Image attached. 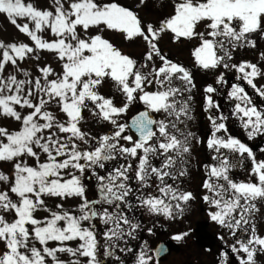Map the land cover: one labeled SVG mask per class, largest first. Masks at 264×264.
<instances>
[{"label":"snow or ice","instance_id":"6c2138e0","mask_svg":"<svg viewBox=\"0 0 264 264\" xmlns=\"http://www.w3.org/2000/svg\"><path fill=\"white\" fill-rule=\"evenodd\" d=\"M173 4L154 24L115 0H50L46 6L0 0V14L28 38L0 40V117L18 124L17 130L0 126V162L13 168L10 175L0 171V264H159L165 249L151 244L153 228H146L148 238L141 235L145 227L136 213L173 221L184 216L197 199L183 186L193 142L211 150V163L202 165L200 195L207 218L222 230L220 240L233 241L230 252H219L218 264L264 260L256 220L264 209V159L227 124L235 118L249 141L264 135V83L256 82L264 81V68L247 59L233 62L239 49L257 48L256 35L264 39V0ZM104 30L144 50L125 53ZM164 34L175 42L196 41V67L213 71L222 65L236 74L230 87L224 72L215 77V85L225 86L229 115L214 98L217 87H202L210 123L203 138L189 127L197 87L192 71L164 53ZM43 52L54 60L42 61ZM259 60L264 63V50ZM24 61L34 71L21 67ZM105 84L112 95L101 92ZM135 103L142 108L121 122ZM84 110L100 128L110 126L107 131L84 130ZM245 159L252 179L237 180L232 170ZM86 178L94 181V198L87 195ZM69 199L74 211L65 207ZM38 211L46 215L38 217ZM188 235L178 232L171 240Z\"/></svg>","mask_w":264,"mask_h":264},{"label":"flooded vegetation","instance_id":"af4514ba","mask_svg":"<svg viewBox=\"0 0 264 264\" xmlns=\"http://www.w3.org/2000/svg\"><path fill=\"white\" fill-rule=\"evenodd\" d=\"M247 51H249L248 56L250 58L255 56V51L253 49L248 48ZM138 55H140L139 52ZM167 56L170 57V55ZM207 72V70L200 68L199 78L201 84H205L207 79L211 78V75L208 76ZM214 72L215 73L213 75L215 76L219 75L220 72L225 73V78L228 81V87H230L231 83L237 82L235 79L236 74L234 70H225L221 65L217 70H214ZM223 98L225 97L221 94L220 98L215 99L218 103L221 102V105L225 104L230 110L231 105L229 102H227V99ZM194 100L198 101V109L193 107L194 118L190 121L189 127L190 130L198 137L203 138L210 132V123L207 120V113L203 112L202 110V98H193V101ZM141 108L142 105L138 103V110ZM229 113H225V115H229ZM216 114L218 115L219 113ZM234 119L235 118L230 117L227 121L229 131L232 134L238 136L242 141L248 143L249 146L253 148L258 160L264 159V153L260 152V149L264 148V137L253 138L251 141H249L247 138H245L246 135L240 132L238 128V121L234 122ZM104 129H106V127L102 129L98 127V131H105ZM210 151L211 150H208L203 144L193 142V150L190 157V176L183 178V186L186 189L191 190L197 196V199L191 203L183 217H178L173 221L165 220L163 217H149L141 212L136 213L137 218L140 219L142 225L145 227V230L141 233L144 238H148L146 228H153V235L151 237V244L153 246H155L159 241H166L170 247V255L172 252H174L176 243L178 245L182 244L183 246V251L179 252L181 255L180 259L176 260V257L169 258V256H165L160 259L159 264H218L219 252L221 250L230 252V248H228L227 245L231 244L233 241L227 236L223 241L219 239L220 234H222V230L218 225L207 218V205L203 204V202L200 200V195L204 191L201 188V182L204 178L202 165L205 162L211 163ZM243 164V167H236L232 170L234 177L237 180L252 179L249 167L250 161L245 159ZM85 180L90 182L87 178ZM261 210L264 212V209ZM262 218L264 219V215L261 217L258 213L256 220L258 221ZM263 219L262 222L264 223ZM262 230L264 231V227ZM183 231H187L189 233V235L184 240L179 242L176 241V243L175 241L171 240V236L173 234ZM192 247L194 248L192 249ZM258 264H264V260H258Z\"/></svg>","mask_w":264,"mask_h":264},{"label":"rangeland","instance_id":"374dc122","mask_svg":"<svg viewBox=\"0 0 264 264\" xmlns=\"http://www.w3.org/2000/svg\"><path fill=\"white\" fill-rule=\"evenodd\" d=\"M48 1L49 0H39L38 4L46 6L48 4ZM159 1L162 2L161 6L159 8H156V6L149 5L148 11H147L144 6L142 8V6L139 5V0H125L126 3H128V4L132 5V6H135V8H137L138 10L142 8L141 9V13L142 14L146 13L145 16H144L145 19H147V21H149V20L153 21V23L158 18H160V16H162L163 13H164L163 17H165L167 14L172 12L173 8H174L173 0H159ZM145 3H146V0H145ZM160 11H161V15H160ZM5 19H6L5 15L0 14V40H5V41H9V42L13 41L14 39L12 37V31L15 29V40H20V41L27 42L28 38L25 37L22 33H19V31L15 27L13 28V25H11V23L8 22V20L5 21ZM20 22H24V21H20ZM95 31H96V29H93V33H95ZM106 32H108V30H104L102 32V35L105 36ZM43 35L45 36V38H50L51 33L48 32V33H45ZM117 38H119V36ZM110 39L112 40L111 37H110ZM117 40L122 45L125 46V50H126V51H124L125 53H132L134 55L135 52H138V45L129 44L128 42H125L124 40H122V38L121 39H115L114 40L115 43L114 42H112V43L117 45L118 44ZM41 60L42 61L54 60V58L49 56L46 52H43V53H41ZM25 63H26V61L21 62V67H23V66L27 67V66H30V64H31V62L29 64H26V65H25ZM30 71H32V70H30ZM117 104L119 105L120 103L117 101ZM131 109H133V108L130 107V109L128 110L127 114L121 118V121L125 120L126 116L128 115V113L130 112ZM87 113H89V112L87 111ZM88 116H89L88 118H92L91 115H88ZM0 126L7 127V128H9V130H17V128H18L17 122H15L14 120H12L10 118H5V117H0ZM28 163L31 164V163H33V161L32 160H28ZM0 171L4 172L5 174L10 175L12 172L9 173V171H13L12 164L8 163V162H0ZM88 189H90V188L88 187ZM92 192H94V191L93 190H88L87 194H88L89 198L94 197V193L89 195V193H92ZM47 202H48L49 205H51L53 203L52 200H48ZM71 204H75V202L72 201ZM71 207H72V205H68L67 206V208H69V209ZM44 215H46V214L43 211H38L37 212V216L38 217H43ZM259 215L262 217V215H264V212L261 210L259 212ZM262 219L259 220V222H260L259 224H261L264 227V223L262 222ZM259 229H262V228H259ZM50 246H54V245L50 244Z\"/></svg>","mask_w":264,"mask_h":264},{"label":"water","instance_id":"95a60500","mask_svg":"<svg viewBox=\"0 0 264 264\" xmlns=\"http://www.w3.org/2000/svg\"><path fill=\"white\" fill-rule=\"evenodd\" d=\"M160 245H162L163 248L165 249V251H162V252H161V256H162L163 254H165V253L168 251V245H167V244L165 245V243H160L158 246H160ZM164 245H165V246H164Z\"/></svg>","mask_w":264,"mask_h":264}]
</instances>
